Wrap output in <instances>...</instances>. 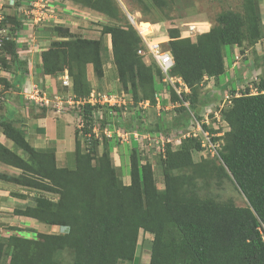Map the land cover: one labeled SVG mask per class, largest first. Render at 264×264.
I'll return each instance as SVG.
<instances>
[{
	"label": "trees",
	"instance_id": "1",
	"mask_svg": "<svg viewBox=\"0 0 264 264\" xmlns=\"http://www.w3.org/2000/svg\"><path fill=\"white\" fill-rule=\"evenodd\" d=\"M69 1L100 12L109 20L101 25V37L97 38L76 36L60 22L50 25L47 29L55 38L40 52L41 72L54 77L67 70L71 91L76 97L87 95L91 90L87 65L96 77H102V49L106 46L102 36L107 34L120 90L130 94L135 104L144 100L153 104L159 69L154 61L146 63L145 57L137 53L141 38L132 24L118 22L122 16L116 0ZM151 1L157 7L167 4V0ZM23 17L16 12L6 15L4 23L9 34L0 50V71L13 74L12 79L0 75L1 91L7 93L0 98V132L12 144L0 141V163L20 173L0 171V181L38 191L32 203L13 209L15 215L65 229L25 235L21 229L9 226L6 230L11 232L0 237V264L5 257V264H61L58 254L62 251L72 253V264H135L141 230L152 235L147 264H264V79L251 80L256 93H250L247 84L240 94L232 93L229 105L220 112L228 129L222 136L211 138L220 143L213 156L220 160L218 169L231 176L246 198L245 205L214 199L196 186L197 177L212 174L193 161L191 148H202L200 139L193 137H185L179 148L167 145L162 188L155 184L151 164L139 160L132 147L128 157L130 180L124 183L122 170L113 164L108 146L100 155L95 153L97 138L84 149L80 132L75 129V163L69 168L57 164L54 149L32 146L16 123L8 103L9 92L19 91L28 73L26 60L17 48ZM259 29L258 0H241L239 11H221L216 24L195 40L180 36L177 28L167 30L168 45L163 49L173 57L170 74L180 77L190 89L180 95L170 89L171 101L179 103L170 126H184L185 118L194 114L199 102L198 86L205 76L217 79L223 74L225 46H240L244 38L255 42L260 37ZM91 108L85 106L86 121ZM142 123L130 114L128 124H120L125 129L143 131ZM155 126L160 130L159 122ZM203 128L207 126L203 124ZM19 198L26 199L27 195Z\"/></svg>",
	"mask_w": 264,
	"mask_h": 264
},
{
	"label": "rangeland",
	"instance_id": "2",
	"mask_svg": "<svg viewBox=\"0 0 264 264\" xmlns=\"http://www.w3.org/2000/svg\"><path fill=\"white\" fill-rule=\"evenodd\" d=\"M57 1L63 8L62 10H56L57 13H59V16H56L55 20L51 21H42L41 23L37 24V26H45L48 28L50 25L54 23H59L62 20V14L63 13H69V15H73L74 17H70L69 21V31L74 35L79 36H85V37H101L100 30L101 25L103 23L108 22V18L95 10L85 8V12L83 11H76L69 5L68 2L65 0H55ZM65 1L66 3H63ZM71 2V1H70ZM119 9H120V15L121 20L118 22L125 23L128 22L133 25V27L137 30L136 23L138 22H147L148 28L146 30H141L142 33L145 36V39L147 40H154L160 42V45L162 48H167V30L169 28H177L179 30L180 36H189L192 40H195L196 36L199 33L207 31L211 26L216 24V17L217 15L224 10H234L239 11L240 10V4L241 0H167V4H165L162 7L155 6L151 0H116ZM70 7H68L67 5ZM61 6H59L61 8ZM259 7V6H258ZM83 8V7H82ZM64 10V11H63ZM59 11V12H58ZM12 13V12H11ZM78 14V15H77ZM77 17H76V16ZM132 17V21L130 20L129 16ZM11 16V15H10ZM8 21V20H7ZM68 21V22H69ZM10 23V21H9ZM44 23L46 25H44ZM60 24V23H59ZM189 24H196L193 30H190L189 32ZM7 25V24H6ZM64 26V25H63ZM85 29L90 30L89 33L85 32ZM48 30V29H47ZM7 35L9 34V28L6 29ZM188 34V35H187ZM140 36V35H139ZM141 38V37H140ZM248 38H244V41L249 43L247 40ZM103 43L106 44L104 48L102 49V56L104 60V69L106 71L107 76L104 78L102 77H96L92 70L90 69V66L88 68V71L90 73L91 82V89H94L96 92H109V91H115L120 90L121 85L117 79V74L114 71L113 67V60H112V54H111V44H110V38L109 35L105 34L102 36ZM35 43V41H34ZM37 44V42H36ZM143 49L144 46L142 44V40L140 43ZM228 48V47H227ZM147 58V57H146ZM148 59V58H147ZM146 60V59H145ZM149 62L151 61L148 59ZM152 64V63H151ZM153 65V64H152ZM153 68L156 69L155 65H153ZM41 74V73H40ZM62 74V73H61ZM61 74H58L54 76V82H55V89L57 93L60 94H69V92H72L70 88H66L61 83ZM103 76V75H102ZM221 79H223L224 75H220ZM40 75L39 74H33L32 81L36 82V84L40 90H43L47 93L46 87L44 86L43 82L39 81ZM250 80V79H249ZM248 82V81H247ZM246 83V82H245ZM245 85V84H244ZM243 87V86H242ZM2 88V87H1ZM244 89V88H243ZM24 90V89H23ZM50 91L47 93L48 97L52 96V92ZM198 94H200L202 91L198 90ZM2 96L7 94L6 92L1 91ZM10 101L15 104H19L20 98L23 99L22 95L16 91H10ZM72 94H74L72 92ZM199 96V95H198ZM223 96V95H221ZM220 96V97H221ZM223 98V97H222ZM226 98V97H225ZM127 99L131 102V104H128L126 107L127 115L122 117V123L127 125L128 124V116L132 114L134 116V120L138 122L140 120L143 122L144 118V124L142 123V126L147 129L148 131H151L150 134L156 133L158 136L159 132H162L165 134V136L170 137L169 141H166L164 139L163 141V147L164 152L160 151L161 148V141L159 140V143L148 145L145 147V149L141 150L138 154L139 160H147L151 166H152V172L155 180V184L158 188L163 187V177L165 173L164 165H163V158L165 156V151L167 148V145H169L172 148H179V145L181 141L185 138L181 137V131L186 133L188 131L189 134L195 133L197 136L194 137L193 135L187 136V137H193L196 139H200L201 136L196 130V121L203 122L202 116H195L192 115L185 118L184 126L178 127L181 128L180 133L179 131H174V127L177 126H170V122L172 121L173 117H170L168 119V116L165 115V117L158 120L156 111L148 112L145 114V116L137 115L136 112L140 111L142 112L144 109L139 105L138 103H134L133 99L130 94L127 95ZM25 101H28L26 99H23ZM219 103L221 104L222 99H218ZM29 103L34 104L33 106H38V104H35L33 102L28 101ZM214 100H210L209 103L203 104L210 106L211 108L215 109L216 107H219L221 105H214ZM200 106L201 112H206L203 107ZM227 105V103L224 104ZM1 106V105H0ZM30 106V105H28ZM32 106V105H31ZM30 106V107H31ZM32 106V107H33ZM52 109L54 108H47ZM199 110V111H200ZM55 111V110H54ZM176 113L177 110H174ZM0 112H3V107L0 108ZM106 115H110L109 110H104ZM221 112V110H220ZM173 113V112H171ZM169 114L170 116L172 114ZM65 114H70L71 120H73V125L76 129V122H78L77 117L75 116V113L71 110L69 112H66ZM140 118V119H139ZM71 122V121H70ZM159 122L161 128L160 130L157 129L155 126L156 123ZM214 126L217 130H221L222 121L220 119L216 121L214 119ZM150 129V130H149ZM139 131V130H138ZM141 132V131H140ZM180 134V135H179ZM186 135V134H185ZM157 136H153L154 139H156ZM80 138V136H78ZM139 139L142 140V136H139ZM168 142V143H167ZM99 146L96 147V154H101V143L103 144L104 148L106 146V138L103 136L100 141L98 142ZM141 144L144 145V141H140ZM12 146V145H10ZM81 146L83 147L82 143ZM114 146V145H113ZM81 147V148H82ZM14 148V147H13ZM84 148V147H83ZM85 149V148H84ZM15 150L22 156L26 157V154L22 152L20 149ZM128 154V153H127ZM191 154L192 159L194 162H197V164H200V166H204L205 171L208 170L210 172V175L207 177H197L195 179L196 186H200L203 188L202 192H206L209 196L213 197L217 200H223V201H232L236 205H245L246 204V198L245 196L240 192L237 185L232 180L231 176L225 175L221 169H218V164L220 163V160L217 158L212 157V153L209 152L205 147L201 148V150H195L194 148H191ZM74 156L73 153H70L69 162L66 164L69 168L74 167ZM59 165H62V163H59ZM1 167L0 165V171L8 172L11 174H18L20 173L19 169H16L12 166L4 165ZM211 168V169H210ZM119 169V168H118ZM117 169V170H118ZM121 170V169H120ZM127 173V166L122 167V180L123 182H128L130 180V176L128 173V179H125V174ZM173 173V172H172ZM2 183V181H0ZM0 183V185H1ZM4 186L7 189H10L8 186L11 187V190L9 192V196L4 197V204H0V227L3 228V231H0L2 233L1 236H7L11 231L6 230L9 228V226H14L16 228L21 229L23 234L27 235H34L36 232H54L59 233L62 232L64 228H61L59 226L49 227L48 225H43L40 223H37L36 221H33L32 219L25 220L24 217H20L14 214L13 209L16 207H23L25 204L32 203V198L34 195L38 193L35 189H31L30 187H19L18 185H7L10 183L3 182ZM2 183V184H3ZM1 190V189H0ZM35 192V193H34ZM201 192V191H200ZM201 192V193H202ZM21 194H26V202L23 201V199L19 198ZM47 196L51 198H55L56 196L53 194L45 193ZM204 194V193H202ZM17 196V197H16ZM25 199V198H24ZM152 235L149 232L140 231L138 236V242L137 247L135 250V255L137 256L138 260L135 262V264H147L149 259V251H150V243H151ZM58 258L61 259V264H72V253L70 251H62L58 254ZM7 260V257L3 259V264H5ZM120 264H133L130 261H125Z\"/></svg>",
	"mask_w": 264,
	"mask_h": 264
},
{
	"label": "crops",
	"instance_id": "3",
	"mask_svg": "<svg viewBox=\"0 0 264 264\" xmlns=\"http://www.w3.org/2000/svg\"><path fill=\"white\" fill-rule=\"evenodd\" d=\"M65 1L68 2L73 9L77 11L85 12V8H82L70 2L69 0H65ZM65 1L62 2L66 3ZM69 5L67 6L70 7ZM258 6L260 12V29H259L260 37L255 42H251V43H247L246 41H243L242 45L240 46L238 45L225 46V48L223 49V59H224L223 79H221L220 76L217 79L208 78L205 76L198 86L199 90L202 92L198 94L199 96L197 100L199 102L196 104L197 108L194 111V114L196 116H202L201 120L207 126L208 131L211 132L213 135H220L222 134V131L226 129L224 126H221V130L216 129V127L214 126L215 124L214 119H216L215 113L217 111H220L222 107H224L225 103H227L225 107L228 106L231 96L233 94L235 95L240 94L241 89L243 90L242 86H244V84H247L248 87V85L251 84L249 83L250 80H254L255 82H257L260 78L264 79V0H258ZM61 16H62V20H60L61 21L60 24L64 25L65 27H69V23L71 22L69 21V19H71L70 17H74V16L69 15L68 12L63 13ZM23 23H24V27L17 39V43H18L17 48L18 50H20L21 58L26 60V67L28 73L23 76L19 93L24 83H36L32 81L33 74L40 75L39 81L43 82L47 92H49V90L54 91L55 89L54 77L47 74H43L40 70V61H41L40 52L48 46L49 42L52 39H54L55 36L52 35L45 26L33 25L28 23L27 21H23ZM44 25L46 24L44 23ZM85 32L89 33L90 30L85 29ZM90 38H94V37L91 36ZM144 61L146 63H149V60L146 57L144 58ZM89 66L90 69L92 70L91 65L88 64L87 77L91 82L90 73L88 71ZM113 67L116 73L114 63H113ZM104 74L106 77L107 74L103 65L102 78H104ZM0 75L8 77V79L13 78L12 76L13 74H10L9 72L3 70L0 71ZM180 81L183 82L181 79ZM91 84L93 83L91 82ZM157 84L158 86L155 93L156 94L155 102L153 104L150 102L147 103L143 102L141 107L144 110L142 112L138 111V113L145 116V114H147L149 111L150 112H152V110L156 111L158 120L159 119L162 120V118L165 117V115L168 116V119L170 117H175L177 113L174 110H176L178 103L171 101L169 96V92L170 89L173 87V84L165 83L160 80L157 81ZM180 88L182 91L186 93L190 92V89L186 87L184 83L180 84ZM233 88L234 90L231 92ZM219 98L222 99L221 104L218 102ZM210 100L215 101L213 102L214 105L217 104L221 106L213 109L210 106H208V104L203 105L209 103ZM28 105L33 106L34 104L29 103L28 101H25L21 98L19 104L12 103L9 100L8 109L14 110L15 118L17 120L16 123L24 129L25 136L29 141V143L35 148L40 150H45L49 148L54 149L57 164L59 165V163H62V165L59 166H65L69 162L70 153H73L75 147V126L73 125V120H71L70 117L71 115L69 114L70 115L69 116L68 114H65L66 112H57L52 109H47L46 107H38L36 105L30 107ZM202 105L204 106L203 109L206 112H201L200 106ZM170 113L172 114L171 116L169 115ZM144 118L145 117H143L142 120L143 124L145 123ZM178 127H174L175 129L173 130L179 131L180 133L181 131L180 129L182 127L181 128ZM210 129H212L213 132L210 131ZM146 131L148 130L145 129L142 132L145 133ZM187 134L188 131H186V133L181 131V137L184 138L185 136H187ZM153 135L156 136L157 134L154 133ZM167 138L170 139V137ZM0 141L8 146L12 145L11 142L7 140L2 135L1 132H0ZM106 141H107L106 145L108 146L107 152L110 155L113 164L121 170L123 166H127V173H124L125 174L124 177L127 180L129 173L128 157L131 148L135 147L139 154L141 150L147 147V145L141 144L132 137L129 138L128 140H120L116 136H113L112 138H109ZM97 146H99V143L97 144ZM100 148L102 153L104 150V146L102 143ZM0 165L1 167L5 168L2 163H0ZM2 183L0 185V189H1L0 204H4L3 203L4 197L6 196L11 197L9 195L11 187L8 186L10 189H7L4 186V183L3 184ZM124 183H128V182H124ZM7 185H13V184H7ZM22 199L23 201L26 202V199L24 198ZM0 213L2 214L4 212H0ZM24 219L27 221L30 218L24 217ZM32 220L36 221L34 219ZM49 227H54V226H49ZM0 231H3L2 227H0ZM1 234L2 233H0V235Z\"/></svg>",
	"mask_w": 264,
	"mask_h": 264
},
{
	"label": "built area",
	"instance_id": "4",
	"mask_svg": "<svg viewBox=\"0 0 264 264\" xmlns=\"http://www.w3.org/2000/svg\"><path fill=\"white\" fill-rule=\"evenodd\" d=\"M59 6L61 5L55 0H21L19 2L18 0H0V50L4 39L8 38L6 33L7 25L4 23V19L7 14L10 12L19 13L24 16V21L37 25L42 21L55 20L56 16L60 15V12L58 11L59 13H57L56 10L61 11L63 8L62 6L61 8ZM195 25L196 24H189V30L187 31L189 32L190 30H193ZM136 28L145 48L143 49L142 47H139L137 49V53L154 61L160 72V81L173 84L172 89L180 95V92H182L180 84L184 82L180 81V77L170 74V70L173 66V57L171 53L168 50L163 49L160 42L148 39L146 40L141 31L142 29L138 26ZM60 77L62 85L66 88H71L72 81L67 73V70H64ZM249 83H251V80ZM251 84L248 85L250 93L257 92V89ZM1 87L2 86L0 84V98ZM243 88H245V86ZM47 93L40 90L34 83H24L20 91L23 99L38 104L40 107L54 108L57 112H69L72 110L77 117L78 122H76L75 125L80 132L79 135L81 137L82 145L85 147L88 146L89 141L92 139H101L103 136L106 138L116 136L120 140H128L132 137L138 142L144 141V144L147 146L159 143L158 139H160L162 142L160 151L164 152L163 141L164 139L169 141V138H167L168 136H165L162 132H159L158 136L156 135V139H154L153 136L155 135L148 132L142 133L137 129L129 130L121 127L120 123L122 122V117L127 115L126 107L128 104H131V102L127 99V94L123 90H113L100 93L91 89L90 92L83 97H76V95L72 94V92H69V94H60L54 91L51 94L52 96L49 98ZM143 102L147 103L149 101H139V105H142ZM182 104L187 106L188 102L182 101ZM86 105H90V108L92 107L90 113L88 114L87 121L83 118ZM104 108L109 110V116L103 113ZM117 109L119 112H117ZM215 114V118L217 120L220 119V121L224 123L220 111H217ZM191 115L193 116V114ZM196 122L195 129L198 130L197 132L201 136V146L205 147L212 153V155H217V150L220 148L219 141H212V134L202 127L203 122ZM84 127L88 130H83ZM140 135L142 136V140L139 139ZM187 135H193L194 137L197 136L195 133H188Z\"/></svg>",
	"mask_w": 264,
	"mask_h": 264
},
{
	"label": "clouds",
	"instance_id": "5",
	"mask_svg": "<svg viewBox=\"0 0 264 264\" xmlns=\"http://www.w3.org/2000/svg\"><path fill=\"white\" fill-rule=\"evenodd\" d=\"M64 72V71H63ZM68 73V72H67ZM184 92V91H183ZM256 93V92H255ZM189 104V103H188ZM179 106V105H178ZM188 106V105H187ZM192 114V113H191ZM193 116L195 117L196 115L195 114H193ZM217 120V119H216ZM224 120V119H223ZM218 121V120H217ZM225 123V124H224ZM224 123L222 122V126H224L226 129L225 130H227L228 129V126H227V124H226V122L224 121ZM203 124H205V123H202V127H203ZM206 130H208V129H206ZM225 130H223L222 131V134H220V135H213L211 132V134H212V137L213 136H222L223 135V133H224V131ZM144 131V130H143ZM142 132V131H141ZM146 132H148V133H150L149 131H146ZM145 132V133H146ZM209 132V131H208ZM143 133V132H142ZM187 136H190V135H187ZM187 136H185V137H187ZM112 138V137H111ZM109 139V138H108ZM99 140V139H98ZM200 140H201V138H200ZM82 143V142H81ZM168 143V142H167ZM200 144H201V141H200ZM202 147V146H201ZM203 148V147H202ZM214 155H212V157H213ZM262 227H264V224H262ZM261 227V228H262ZM61 228H64L65 229V227H61ZM261 228H259L260 230H261ZM64 229H63V231H64ZM262 239L264 240V232H262ZM136 247H137V245H136Z\"/></svg>",
	"mask_w": 264,
	"mask_h": 264
},
{
	"label": "bare ground",
	"instance_id": "6",
	"mask_svg": "<svg viewBox=\"0 0 264 264\" xmlns=\"http://www.w3.org/2000/svg\"><path fill=\"white\" fill-rule=\"evenodd\" d=\"M136 25L139 27V28H141V29H143V30H146L147 31V28H148V23L147 22H138V23H136Z\"/></svg>",
	"mask_w": 264,
	"mask_h": 264
},
{
	"label": "water",
	"instance_id": "7",
	"mask_svg": "<svg viewBox=\"0 0 264 264\" xmlns=\"http://www.w3.org/2000/svg\"><path fill=\"white\" fill-rule=\"evenodd\" d=\"M128 16H129L130 20L132 21V17L130 15H128Z\"/></svg>",
	"mask_w": 264,
	"mask_h": 264
}]
</instances>
